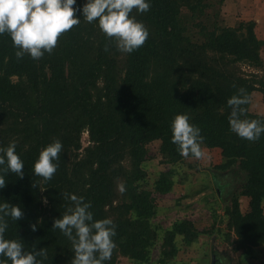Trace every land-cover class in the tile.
Returning a JSON list of instances; mask_svg holds the SVG:
<instances>
[{
	"label": "trees",
	"instance_id": "16d2710c",
	"mask_svg": "<svg viewBox=\"0 0 264 264\" xmlns=\"http://www.w3.org/2000/svg\"><path fill=\"white\" fill-rule=\"evenodd\" d=\"M207 1L150 0L147 12L134 8L130 15L147 27L149 36L130 54L118 51L80 11L75 13L80 23L37 60L28 55L17 59L10 37L0 35V146L15 141L24 162L23 177L7 173L0 189V202L22 210L16 222L9 219L6 238L20 239L28 251L45 248L44 264H70L71 244L52 223L70 203L63 194L74 193L91 202L94 219L110 218L116 225L115 247L105 264H118L121 257L150 264L160 241L157 263L174 262L180 253L178 237L191 246L210 232L179 218L160 235L161 227L154 223L157 200L173 192L174 171L160 173L149 188L144 163L155 141L165 164L194 158L181 156L171 142V120L183 113L201 129L202 151L220 150L214 185L223 192L228 184L219 176L232 179L224 209L225 238L232 250L255 258V250L264 248V133L248 141L231 132L226 103L243 87L248 102L241 105V118L264 122L263 115L250 111L254 93H261L264 102V41L254 22L220 25L218 14L206 15ZM83 4L76 0L73 7ZM183 9L206 16L198 32L185 25ZM242 66L256 73L245 74ZM85 132L87 147L82 145ZM56 139L63 145L59 167L44 181L33 175L32 165ZM241 197L249 198L246 213Z\"/></svg>",
	"mask_w": 264,
	"mask_h": 264
},
{
	"label": "clouds",
	"instance_id": "9594fccd",
	"mask_svg": "<svg viewBox=\"0 0 264 264\" xmlns=\"http://www.w3.org/2000/svg\"><path fill=\"white\" fill-rule=\"evenodd\" d=\"M75 4L76 0H0V35L10 37L17 59L28 55L33 60L43 57L45 52L50 54L58 37L80 23V17L75 15L77 11L87 22L95 21L106 39L122 53L134 52L149 36L147 27L130 13L134 8L139 13L147 12L150 0H86L79 9L73 7ZM247 102L243 87L227 99V106L231 109L229 129L240 138L256 141L264 133V122L241 118L245 113L241 105ZM170 129L171 142L181 156L203 157L201 144L204 137L201 129L189 122L187 114H176ZM62 148L59 139L44 146L32 165L33 175L44 181L50 180L59 167ZM23 168L24 162L16 152L15 141L0 146V189L5 187L7 173L23 177ZM118 188L124 191L123 184ZM63 196L70 203L63 214L53 220L52 229H58L70 242V264H105L115 247L116 225L110 218L94 219L92 204L83 196L74 193H64ZM21 216L18 205L0 202V264H44L47 258L45 248L37 250L33 247L28 251L20 239L6 238L9 219L16 222ZM31 228L35 231L36 225Z\"/></svg>",
	"mask_w": 264,
	"mask_h": 264
},
{
	"label": "rangeland",
	"instance_id": "374dc122",
	"mask_svg": "<svg viewBox=\"0 0 264 264\" xmlns=\"http://www.w3.org/2000/svg\"><path fill=\"white\" fill-rule=\"evenodd\" d=\"M81 1L86 3V0ZM207 2L210 6L206 9V15L218 14L220 25L223 27H238L242 22H254L256 35L264 41V0H208ZM182 13L185 25L195 33L198 32L199 27L197 25L205 22L206 16L193 15L187 9H183ZM261 56L264 59V45L261 49ZM242 71L245 74L256 73V70L246 66H242ZM257 73L263 74L258 71ZM250 111L264 116V102L261 93H254ZM82 145L83 147L89 145V136L86 132L82 136ZM148 151L144 169L147 171L149 188L160 173L174 171L175 185L173 192L171 195L157 200L158 214L154 219V223L161 227L160 231L162 233L160 235L164 234V230L170 228L173 221L179 218L190 219L194 221L200 231L210 232V234H201L199 239L191 246H186L182 242V237H178L180 253L175 261L170 264H211L214 254L224 258L225 264H264V248L256 249V256L253 258L245 255L243 251L234 252L232 244L225 238L229 230L224 216V209L230 203L229 190L232 187L230 188L229 184H231L232 179L226 175L219 176L223 183L228 184L223 192L213 183L214 167L222 161L220 150L204 149V155L200 159L185 158V160L174 165L163 163L159 141L151 143L148 146ZM240 205L243 213L248 212L249 198L241 197ZM214 211L216 214L213 217ZM221 220L224 221L221 222ZM213 227L214 231L211 232ZM218 229L222 230L221 233L217 231ZM231 236L233 242L235 236L234 234ZM159 239L161 240L162 236ZM160 244L161 241L154 247L150 264H158ZM118 264L136 263L121 257Z\"/></svg>",
	"mask_w": 264,
	"mask_h": 264
},
{
	"label": "flooded vegetation",
	"instance_id": "af4514ba",
	"mask_svg": "<svg viewBox=\"0 0 264 264\" xmlns=\"http://www.w3.org/2000/svg\"><path fill=\"white\" fill-rule=\"evenodd\" d=\"M213 256V255H212ZM214 256H216V258L218 259L217 261H218V264H225V260H224V258H221V257H219L217 254H214Z\"/></svg>",
	"mask_w": 264,
	"mask_h": 264
},
{
	"label": "water",
	"instance_id": "95a60500",
	"mask_svg": "<svg viewBox=\"0 0 264 264\" xmlns=\"http://www.w3.org/2000/svg\"><path fill=\"white\" fill-rule=\"evenodd\" d=\"M211 264H217L216 256H213L212 263Z\"/></svg>",
	"mask_w": 264,
	"mask_h": 264
}]
</instances>
